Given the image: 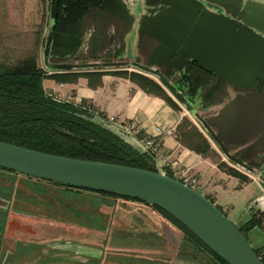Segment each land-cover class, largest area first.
Returning <instances> with one entry per match:
<instances>
[{
  "label": "crops",
  "instance_id": "crops-1",
  "mask_svg": "<svg viewBox=\"0 0 264 264\" xmlns=\"http://www.w3.org/2000/svg\"><path fill=\"white\" fill-rule=\"evenodd\" d=\"M160 1L161 0H120V5L125 8L126 15L124 14L123 10L118 14L120 16H125L130 22V26H128L125 19L123 20L120 17L117 18L114 15L106 14L113 19L112 23H110L108 29L105 32L106 34L101 33L99 30H95V28L94 32H85L82 36L83 43L78 48L77 53L72 57L71 60L65 62L66 64H73L75 67L70 71L64 72H48L45 70L46 65H51L53 62V58L49 59V57H47L44 62L42 54L47 32L45 27V20L47 19V15L45 14L47 5L49 4L47 0H0V19L6 17V21L10 24V26L17 25L16 27L20 31H25L33 35L36 32L38 33L39 46L37 54L40 56L41 53L42 55L40 59L41 66H39L38 62H36V64L46 74H81L74 82L65 81L62 83H57L51 79H44L41 85L45 92H47L50 88H53L60 100H64L75 106L79 104L85 105L86 108L93 110L94 113L101 114L106 119H111L115 124L128 125L135 128L138 130L139 137L152 138L157 147V153L159 155L162 171L170 172L172 170L178 169L186 170L187 173L197 181L198 191L209 198L215 206L220 207L222 210H226L225 213L227 218H229V220H231L235 225H240L247 221L252 213L264 211V183H262L264 178L259 172L254 171L257 169H250L248 167L249 164L255 163L257 157L259 156L258 151H262L264 149V143H256L258 137L263 136V132H256L255 128L248 125L245 120L247 116L251 114V105H253V102H250V99L246 96L245 92L248 90L245 91V89L252 86L257 73L247 88H240L241 86H245L244 84H246L247 76L243 77L241 75H231V77H225V79H233L230 83H227L222 78L211 77L206 73H188L189 78L192 80L191 82L188 81V83L192 86H195L196 81V86L200 90L204 89L205 86L203 79H213V81H215L213 82L214 90H207V96L201 97L198 101V104H189L188 106H190L193 111L198 109L201 112L210 109H216V114L210 116L206 120L202 119L198 114L197 115L202 119V121H204L210 132L216 137L219 145L224 150H226V152L231 157L240 160L246 167L249 168L250 171L248 173H251L252 176L237 170L247 178V181H241L228 175L224 169L225 167H219L218 163L213 161L211 156H215L216 152L210 145L209 142L211 141L206 135V132L198 124L197 120V123H194L186 117V114L183 112L182 108L177 104L179 102H177L171 96L166 88L159 82L158 78L154 75L141 72L132 65L133 63L144 65L146 62H148L147 66L150 69L160 72L163 79L168 84L172 85L171 81L165 78L166 74H163L159 70L161 65H163L165 62L162 63V61H160L162 54L156 51L158 40L162 38L156 34V24L152 22L150 24L151 35H147V33H140L141 28L143 29L149 25V19L152 20L159 12L167 8V6L160 3ZM199 2L201 5L198 8L189 9V15L185 13L187 20H192L195 15L200 21L204 19L203 17H209L210 15L217 17V15L226 14V11L222 6L202 0H199ZM241 10L242 7L239 11L235 12L234 15L237 16ZM229 17L232 18L236 23L240 22L234 17ZM11 18H13V22L11 21ZM249 18L251 20L249 22L250 24L259 22L260 24L264 25V14L262 12L254 10L250 13ZM96 19V17L93 18L92 15H89L86 17V24L87 22H90L88 24L94 26V21H96ZM210 22H213L210 25V30H208L211 32L207 35H211L210 38L212 39V43L201 39L198 40V44H203V42L210 44V56L212 57L216 56V53L221 50V46L223 45L219 44L220 35H222L221 31L223 30L222 28H224V26L228 25L225 24L223 26V21L222 25H220L218 21L215 20ZM173 25H175V23ZM161 26L162 24L159 25V27ZM231 28L233 31L237 29H234L233 24ZM144 30H146V28ZM70 34H73V32ZM103 35L106 37V39H108V41L105 43H103L102 40ZM232 39L230 41V46H235L237 51L232 54V56L239 58L241 62L246 60V63H249L251 60L249 59V56L251 55L250 52L253 50L250 42L243 40L236 35H233ZM146 43H149V50L145 53L143 48L146 47ZM109 48H112V56L122 60L121 64H127L114 66L111 65L113 63L100 62V59L98 58L96 60L90 59V61L84 63L79 62L81 59L79 55L81 54H85L89 56V58H96V56H100V53ZM162 48L165 49L166 46H162ZM164 49L162 53L165 52ZM138 54H141L143 57V61L141 63L134 62ZM173 59L176 58L174 57ZM123 60H128V62H123ZM60 62L62 63L64 61ZM262 62L260 63L257 70H259ZM159 63L160 65L158 66L157 64ZM129 66L136 70L130 69ZM184 69L185 67L180 69L182 74H184ZM131 72L143 75L157 83L164 90L167 96H169L171 100L177 105L178 109L172 108L160 97H157L153 94H148L140 89L135 81H131L128 78V74ZM123 73H125V75ZM217 80L221 81L222 83L216 84ZM217 89H219V95L216 98L215 96L214 98H211L210 96L213 93H216L215 91ZM178 93L184 97L183 94L180 92ZM183 118L186 119L189 124L194 126L198 133H200V135L209 145L211 151L201 154L190 148V146H194L196 144L197 137L193 132H190L191 129L189 126H186L184 123H182L181 120ZM209 124H211V126ZM155 128H159L163 131L168 130L169 134L156 135ZM217 133H225L228 135L227 138L231 142L230 146L223 147L217 138ZM246 148H249L248 152L243 154L240 158L237 157V154ZM216 150L218 151L217 148ZM263 154L262 157H264ZM151 162L154 165V162ZM263 163L264 159L259 166H261ZM243 205H245L243 211L241 214H238L239 208ZM140 207L149 211L148 207H143L141 204ZM28 232L30 231H25L26 234ZM17 242L18 240H14V244L11 247L13 253L9 252L8 248L5 250L0 246V264H11L16 258L21 256L14 255L15 245ZM33 244L34 243L32 242H28L27 246L24 245V251L26 248L28 251L26 250V252H24V254L22 253V255H25L27 252H31L32 249L40 248V245L38 246ZM53 246L56 249L54 253H57L59 246L56 244L51 245V247ZM42 249L44 248L42 247ZM57 255L58 254H54V256L48 260L38 261V264H59V260L62 258L61 256ZM175 258V256L172 257V259L168 261V264H188L180 260H176ZM88 260L90 261L91 259L88 258L85 260H80L79 258H76L72 260V258H70L69 262L79 264ZM156 260H158V262L154 261L153 264H159V259ZM24 264L27 263L24 262Z\"/></svg>",
  "mask_w": 264,
  "mask_h": 264
},
{
  "label": "water",
  "instance_id": "water-1",
  "mask_svg": "<svg viewBox=\"0 0 264 264\" xmlns=\"http://www.w3.org/2000/svg\"><path fill=\"white\" fill-rule=\"evenodd\" d=\"M47 1L49 3L50 24L45 36L42 54L44 62L47 57L49 59L53 58L57 62L46 65V70L49 72L70 71L75 66L69 63L66 64L65 62L71 60L77 53L78 48L83 43L82 36L89 30L90 26L87 25L86 28L80 29L78 28V24L72 29L73 34L54 32L53 21L55 18V9L52 4L54 0ZM82 1L91 5L92 8L88 10L81 21L90 15V10L94 12V9H97L101 14H110L117 18L125 19L128 26H130L128 19L118 14L123 10L126 15V10L120 5V0ZM202 1L222 6L226 14L217 15V17L210 15L209 17H203L204 19L200 21L195 15L189 21L185 17V13L189 15V9L198 8L201 5L199 0H161L160 3L166 5L167 8L159 12L152 20L149 19V25L145 27L146 30H144L145 28H141L140 33L151 35L150 24L151 22L156 24V34L160 38L162 37V40L159 39L156 46V51L162 54L160 61L164 63L174 57L177 60L179 58L183 59L187 65L183 73L187 75L189 82L192 80L188 75L193 72L195 74L206 73L211 77H219L227 83H230L233 79H225V77L241 75L243 77L247 76V79L246 84H244L245 86H241L240 88L249 87L258 71L257 69L260 63L264 60V25L259 22L250 24L249 22L251 20L249 16L254 10L264 14V0ZM241 7L242 10L235 16V12L239 11ZM229 16L236 18L240 22L236 23ZM212 20L218 21L220 25L224 22L223 26L225 24L228 26L221 27L223 30L221 31L222 35H220L219 44L223 45L221 46V50L216 53V56L211 57L210 44L206 42L198 44V40L203 39L212 43L211 35H207L211 32L208 30H210V25L213 23L210 22ZM174 23L175 25H173ZM161 24L162 26L159 27ZM232 24L234 29L237 28L234 30L235 32L231 28ZM233 35L249 41L252 45L253 50L250 52L249 59L251 60L249 63H246V60L241 62L239 58L232 56V54L237 52L235 46H230ZM162 46H166V48L164 49ZM163 49L165 51L164 53H162ZM60 61L64 62L61 63ZM111 65L119 66L120 64ZM132 65L137 70L158 78L159 82L171 96L182 104L185 110L198 121V124L206 132L209 140L228 160L231 166H238L247 172L250 171L244 163L231 157L219 145L216 137L210 132L204 121L195 114L190 106L185 104L183 97L175 91L172 85L163 79L160 72L150 69L147 66L148 62L144 65L134 63ZM157 65L159 66L160 63ZM56 101L68 103L60 99H56ZM87 112L92 115V122L109 131L132 148L137 147L139 149H136L137 151L146 153L151 161L156 162L147 151L138 146L136 138L122 133L117 124L110 122L106 118H100V116L90 110ZM0 169L69 188L84 189L112 194L121 198L135 199L166 213L193 234L208 250L216 254L227 264H262L245 236L238 232L235 224L210 202L206 196L162 174L158 169L155 171H147L114 164L70 159L36 152L1 141Z\"/></svg>",
  "mask_w": 264,
  "mask_h": 264
},
{
  "label": "rangeland",
  "instance_id": "rangeland-1",
  "mask_svg": "<svg viewBox=\"0 0 264 264\" xmlns=\"http://www.w3.org/2000/svg\"><path fill=\"white\" fill-rule=\"evenodd\" d=\"M48 7L49 4L45 14L47 15L46 31L49 27ZM87 20L86 18L79 20L76 25L79 24L80 29L86 28L90 23L86 24ZM8 24L6 17L0 19V66L16 65L29 57H35L36 62L41 66L42 54L40 53V56L37 54L38 33L33 35L18 30L17 25ZM88 25L91 28L87 31L90 33L95 31L96 25ZM99 55L96 58H89L81 54L79 62L84 63L98 58L103 63L121 65L122 60L112 56V48ZM142 61L143 57L138 54L134 62ZM56 62L53 59V64ZM130 69L136 70L132 67ZM177 104L191 122L197 123L181 104ZM194 112L206 120L216 114V109L204 112L195 109ZM209 143L216 152L215 156H211L214 162H224L226 166L252 176L239 167L229 165L227 159L211 142ZM134 148L139 150L137 147ZM263 153L264 149L258 151L256 163L260 158L264 159ZM254 171L264 177V163ZM141 206L147 207L143 204ZM244 206L239 208L238 214H241ZM25 231H30L28 232L30 234H26ZM246 239L252 248H257L264 244V230L253 228L246 233ZM14 240H18L14 255L21 256L11 264H24V262L38 264V261L51 259L54 254L61 256L59 264H75L69 262L70 258L91 259L79 264H153L154 261L158 262L156 259H159V264H168V261L178 253L181 257L176 256L175 259L184 263L205 264L199 260L207 262L206 257L191 253L190 249L187 251L184 247L181 248L180 232L151 208L149 211L141 208L140 203L102 197L87 191H66L63 187L46 181H36L0 171V246L5 250L8 248V251L13 253L11 247ZM28 242L40 245L41 249H32L31 252L22 255L27 250L26 248L24 251L23 246H27ZM55 244L59 246L57 253H54L55 247H51ZM190 254H193L197 260H191ZM206 264L215 263L209 260Z\"/></svg>",
  "mask_w": 264,
  "mask_h": 264
},
{
  "label": "trees",
  "instance_id": "trees-1",
  "mask_svg": "<svg viewBox=\"0 0 264 264\" xmlns=\"http://www.w3.org/2000/svg\"><path fill=\"white\" fill-rule=\"evenodd\" d=\"M52 4L55 9L53 31L63 34L72 33L73 26L92 8L91 5L82 0H54ZM123 74L125 75V73ZM79 75L81 74H46L37 66L35 57L26 58L16 65L0 66V141L36 152L70 159L155 171L156 169L146 153L137 151L109 131L92 122V115L87 111L93 112V110L81 104L73 106L71 103L56 101L45 93L41 85L44 79H51L57 83L74 82ZM128 78L135 81L144 92L156 95L172 108L178 109L171 98L153 80L134 72L129 73ZM165 78L171 81L175 91L189 95L190 84L187 76L182 74L180 69L166 74ZM97 115L104 119L101 114ZM181 121L189 126L190 132H193L197 137L196 144L190 146V148L201 154L211 151L205 139L194 126L184 118ZM262 161L263 159L260 158L257 163L249 164L248 167L258 169ZM218 166L225 167L224 169L228 175L241 181H247L243 174L226 166L223 162L218 163ZM0 171L15 174L3 169H0ZM165 175L172 178L169 172H165ZM51 184L63 187L66 191H87L102 197L143 204L161 215L180 232L181 248L184 247L187 251L190 249L189 252L200 255V257H206L207 262L198 259L201 263L206 264L210 260L215 264H227L208 250L182 225L156 207L148 206L135 199L69 188L55 183ZM6 199H8V196ZM210 202L212 201L210 200ZM217 208L222 211L220 207ZM235 226L245 238L246 233L253 228L257 227L264 230V211L252 213L247 221ZM252 249L261 263L264 264V245ZM182 251L186 250L182 249ZM178 255L180 254L178 253ZM178 255H175V257ZM190 257L191 260H197L193 254H190Z\"/></svg>",
  "mask_w": 264,
  "mask_h": 264
},
{
  "label": "flooded vegetation",
  "instance_id": "flooded-vegetation-1",
  "mask_svg": "<svg viewBox=\"0 0 264 264\" xmlns=\"http://www.w3.org/2000/svg\"><path fill=\"white\" fill-rule=\"evenodd\" d=\"M95 11L93 12L92 10H90V15L93 16V18H97L96 21L97 23L95 24V30H99L101 31V33L106 34V30L108 29V26L110 25V23H112L113 19L106 15V14H100V11L97 9H94ZM94 32V31H93ZM103 43L107 42L108 39H106V37L103 35ZM145 48L144 52L146 53L149 50V43L145 44ZM186 63L184 60L182 59H173V60H168L167 62H165L163 65H161V67L159 68V70L163 73V74H168L171 73L177 69H182L184 67H186ZM202 82V81H201ZM203 82L205 83L204 89H198V87L196 86V81H195V86L189 85L190 88L189 90V95L187 94H183V99L184 102L189 105V104H198V101L200 100L201 97H206L207 96V90H214V85H213V79H203ZM254 83H252V86L250 88L245 89L248 90L246 91V96L250 99V102H253V105H251L252 110H251V114L247 116L246 123L250 126H253L256 130V132L258 131H262L263 132V136L258 137L256 143L262 142L264 143V60L254 78ZM222 82L217 80L216 84H221ZM219 87V85H218ZM214 92V91H213ZM216 93H213L210 97L215 98L219 95V89H217L215 91ZM216 94V95H215ZM222 123V122H221ZM211 126V124H209ZM213 125V124H212ZM228 135H226L225 133L221 134V133H217V138L218 140L221 142L223 147H228L230 146V141L227 138ZM261 143V144H262ZM249 148H246L244 150H242L240 153H238L237 157H241L243 154H245L246 152H248Z\"/></svg>",
  "mask_w": 264,
  "mask_h": 264
},
{
  "label": "built area",
  "instance_id": "built-area-1",
  "mask_svg": "<svg viewBox=\"0 0 264 264\" xmlns=\"http://www.w3.org/2000/svg\"><path fill=\"white\" fill-rule=\"evenodd\" d=\"M48 96L53 97L54 100L59 99V97L57 96V94L55 93V90L53 88H50L47 92H45ZM110 122H112L111 119H108ZM122 133L124 134H128L129 136H132L134 138L137 139L138 141V146L140 148H142L143 150L147 151L154 159H155V163H154V168L157 170H159L162 174H165V172L168 171H162V168L160 166V159H159V155L157 153V147L156 144L154 143V140L152 138H142L138 136V130H136L135 128L128 126V125H120L117 124ZM155 133L156 135H162V134H169V131H163L159 128H155ZM172 176L173 179L179 181L180 183L184 184L185 186L193 189V190H197L198 191V184L197 181L187 173L186 170H182V169H178V170H172L169 172ZM223 213H225L226 210H222Z\"/></svg>",
  "mask_w": 264,
  "mask_h": 264
}]
</instances>
